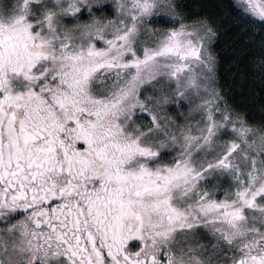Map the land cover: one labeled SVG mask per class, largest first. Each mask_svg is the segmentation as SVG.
I'll use <instances>...</instances> for the list:
<instances>
[{"label":"snow or ice","instance_id":"obj_1","mask_svg":"<svg viewBox=\"0 0 264 264\" xmlns=\"http://www.w3.org/2000/svg\"><path fill=\"white\" fill-rule=\"evenodd\" d=\"M0 264H264V0H0Z\"/></svg>","mask_w":264,"mask_h":264}]
</instances>
